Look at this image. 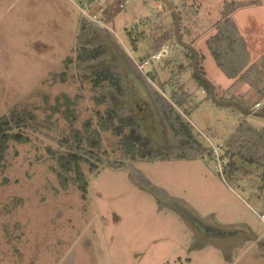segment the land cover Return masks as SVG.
Returning a JSON list of instances; mask_svg holds the SVG:
<instances>
[{
  "label": "rangeland",
  "instance_id": "374dc122",
  "mask_svg": "<svg viewBox=\"0 0 264 264\" xmlns=\"http://www.w3.org/2000/svg\"><path fill=\"white\" fill-rule=\"evenodd\" d=\"M254 1L102 0L104 12L115 14L112 22H105L102 10L89 1L0 0V118L14 108L28 109L36 117L32 128L24 130L29 142L11 143L0 171V264H264L260 172L235 159L254 175L230 178L218 141L202 135L206 118L225 133L235 126L232 110L193 112L202 104L194 94L193 103L176 111L192 127L205 157L193 152L168 158L161 152L171 148L146 87L151 83L171 100L168 81L174 70L191 93L196 59L177 47L174 12L182 17L184 44L203 57L201 66L209 79H220L226 87L231 79L216 66L205 42L222 21L226 4ZM251 6L232 18L257 39L262 78L264 6ZM161 37L170 41L155 54L151 45ZM120 50L133 61L136 74L124 64ZM160 55L140 69L142 62ZM107 68L121 75L125 96H117L107 83L94 88L92 78ZM151 73L158 75V82ZM259 79L255 74L254 80H244L258 85ZM61 96L75 102L73 116L66 114ZM111 108L121 119L140 124L148 149L128 147L124 136L106 128L104 117ZM258 121L263 120L252 117L249 123L258 127ZM88 122L100 133L99 150L85 140ZM123 132L128 135L130 129L124 127ZM78 135L84 137L82 148L96 154L80 165L84 192L73 182L74 173L68 176V188L61 187L52 155L70 153L65 142L76 150ZM181 207L206 229L226 235L203 231L178 212Z\"/></svg>",
  "mask_w": 264,
  "mask_h": 264
},
{
  "label": "trees",
  "instance_id": "16d2710c",
  "mask_svg": "<svg viewBox=\"0 0 264 264\" xmlns=\"http://www.w3.org/2000/svg\"><path fill=\"white\" fill-rule=\"evenodd\" d=\"M88 2L89 4H96L94 6L99 7L98 12L102 10V19L105 20V22H112L115 14L113 12H110L108 10L102 9L98 2L102 0H81ZM173 4V2H172ZM261 4V0H256L252 3L248 4H242L237 5L235 3H229L225 5V10L222 13V21L217 23L214 26L215 33H213L206 41V46L208 50L210 51L214 61L216 62V65L218 68L222 71V73L230 78V79H237V78H250V80H254V76L257 73L258 78H260L257 82L258 85L252 86L257 90L262 100H264V85H261V76L258 70H254L253 68H250V53L247 49L246 43L244 42L243 38L241 37L237 25L235 21L232 18V15L238 11L241 8H244L246 5H259ZM99 5V6H98ZM173 6V5H172ZM125 5L120 3V8L123 9ZM97 12V13H98ZM95 15V14H93ZM178 15V14H177ZM179 17V16H178ZM174 18L176 20V14L174 13ZM182 20V17H179V20ZM177 22V21H176ZM180 23H183L180 21ZM177 24V23H176ZM175 24V27H176ZM94 26V23H92V29H97ZM138 25H135L133 27H136ZM100 30V29H99ZM176 30V29H175ZM189 35L190 30H186ZM183 30L181 29V39L184 40V34ZM166 35V34H164ZM183 37V38H182ZM177 47L180 50H185L188 53H190L191 58L193 60L195 59V55L192 51L189 49L183 47L180 45V43L177 40L176 32L173 36ZM102 41V40H101ZM170 41L169 38L161 37L160 39H155L153 45H151L152 52L155 54H159L163 48V46ZM103 42V41H102ZM192 43V42H190ZM105 48V44H101ZM193 46V44H190ZM106 49V48H105ZM120 58H124L126 63L124 64L129 66V69L132 73H137V69L133 68V61L128 57V55L123 51H119ZM123 55V56H122ZM119 56V55H118ZM154 57H150L148 61H154ZM202 59L200 60V66L199 71L200 73L205 77V73L202 69ZM123 60V59H122ZM144 61V60H143ZM147 61L142 62L141 64H144ZM167 64L170 63V61H166ZM171 64V63H170ZM136 68V67H135ZM174 72V70L172 71ZM171 72L170 80L168 81L170 86V97L171 100L165 99L160 91L155 88L153 85L151 86V83L147 82V89L151 96V100L155 106V109L161 119V122L164 126L165 132H166V138L167 143L169 145V148H171V151H167V149H163L161 152V155H164L168 158H185L187 155L197 152L199 153V156L201 158H204L205 155L200 153V150L202 149V144L197 140V138L194 136L192 127L189 126L187 122L184 121L182 116L177 113L176 108H184L186 103L190 101V104L193 103L195 100L194 93H189L185 90V85L182 84L179 80L180 77L176 76V73ZM192 76L195 82L197 83L198 90L203 89L207 93V97L205 100H203L201 103H210L214 106H216V103L212 99L211 95V89L209 86L199 79V77L196 75L194 69L192 68ZM259 72V73H258ZM135 73V74H136ZM151 75H153L151 73ZM254 75V76H252ZM179 76L180 73H179ZM154 80L158 82V75H153ZM144 79V78H143ZM178 80V81H177ZM248 80V81H250ZM65 81L64 73L62 82ZM92 83L94 88L101 87L102 84L107 83L117 94V96H125L126 89L124 85V81L122 80L121 75H119L116 71H114L111 68L103 69L101 71H98L94 77L92 78ZM180 83V85H179ZM165 84V83H163ZM164 88L165 86L162 85ZM167 87V86H166ZM217 97V96H216ZM65 101V104L67 105L66 114L68 116L74 115V106L75 102L72 101L67 96H61ZM60 98H57V101H60ZM197 99V96H196ZM221 101H235L238 102L243 108H245L248 111H253L254 106L249 105L244 100H237V99H226L224 97L220 98ZM99 104H102L103 101H98ZM200 105V104H198ZM197 105V107H198ZM58 107V106H57ZM56 110H59V107L56 108ZM260 112L264 113V108L259 110ZM247 115V114H246ZM36 117L32 111H29L28 109H22L19 110L18 108H14L10 110L9 113L2 116L0 118V171L4 169L5 167V160L6 155L9 151L10 144L11 143H19L24 144L29 142V138L24 135V130L32 128V126L35 124ZM118 122V123H117ZM104 123L107 129L113 130L117 135L124 136V143L126 146L131 147L134 145H141L142 147L148 149L149 144L146 143L141 135H140V124L134 120V119H121V116L118 111L111 108L106 113V116L104 117ZM128 127L130 129V133L128 135H125L123 132V128ZM87 128V137L85 140L87 141V144L92 149H100V133L95 130L92 131L90 129V122L86 124ZM93 136H90L91 133ZM84 142L83 135H78V138L76 140L77 149H73V145H71L69 142H65V145L67 146V149L70 150V153H57L53 152L52 155L57 161L58 165V171L57 176L59 178L61 187L63 189L68 188L69 179L68 176L72 173L75 174L76 178H73V182L79 185L80 191H85V186L83 185L84 181V175L82 173V169L80 168L81 163L88 162V157L92 158L93 156H96L93 151H87L82 148ZM221 152L223 153V157L228 159V162H226V169L229 170L228 176L230 178H233L234 174H242L244 176L254 175V173L245 171L244 168L239 167L236 162H234L235 159H239L243 164L252 166L256 170H258L260 173H256L257 177L261 182L264 183V128L257 129L250 123L244 121L241 124L238 125V127L235 129L233 134L227 139V141L224 143V145L221 148ZM143 157H146V155H143ZM178 212H180L178 210Z\"/></svg>",
  "mask_w": 264,
  "mask_h": 264
},
{
  "label": "crops",
  "instance_id": "0c3cea01",
  "mask_svg": "<svg viewBox=\"0 0 264 264\" xmlns=\"http://www.w3.org/2000/svg\"><path fill=\"white\" fill-rule=\"evenodd\" d=\"M256 6L263 7L264 5L262 4V5H256ZM245 8H253V7L251 6V7H245ZM237 12L238 11H236V13ZM235 23L237 25V29H238L241 37L243 38L244 42L246 43L247 49H248V51L250 53V66L249 67L253 68L254 70H258L259 71V66H258L259 56H258V54L260 53V50L256 48L257 39L256 40L253 39L252 34H248V33H246V31H242L236 21H235ZM212 34H213V32H211L210 35H212ZM205 45H206V42H205ZM209 53H210V51H209ZM210 55H211V53H210ZM203 72L205 73V78L208 81H210L212 83V85L214 86L218 101H220L222 103L232 102V101H221L220 98H222V97L226 98L227 100L230 99V98L237 99V100L238 99L239 100H244L249 105L254 106L252 112H254V113H262L260 111L256 112L255 110H256V105L257 104H261L262 108H264V100L261 99L259 93L252 86L251 82H249L248 80L247 81L244 80L245 78L244 79H240V78L231 79L230 83L225 87L223 84H220L218 82V81L221 82L220 79L217 81V80L211 78V80H210L208 74L205 71H203ZM263 72H264V70H263ZM252 76H254V75H252ZM247 79H250V78H247ZM261 79H263V85H264V75L262 76ZM190 84H191L190 85V92L191 93L193 92L195 95H197L198 96V102L201 103L203 100H205L206 92L203 89L198 90L197 83L194 80H192V79L190 80ZM199 92L202 94V96H200ZM249 96H256L257 99L254 98V99H256L254 101L253 100H249ZM233 102H235V101H233ZM235 103L239 104L238 102H235ZM203 108H217V109H229L230 108L232 110L231 113H230V116H232L233 118H235L237 120V123L235 124V126H232L231 128H229L226 131V133L224 131H222L220 128L213 127L211 120H209L208 118H206L204 120V122H205L204 129H205V131L202 132V135H206L207 138L208 137L209 138L212 137L213 140L218 141V144L215 143V145L218 146V150L219 151H221V148L224 145V143L233 134L235 129L238 127V125L241 124L242 122L246 121V122L249 123L250 120L252 119V117H256V118H258L260 120H263V121H260V122L258 121L257 124L255 123L256 126L258 125V127H256V128L257 129L264 128V118L258 117L255 114L247 112L248 110H246L245 108H243V109H245L246 111H242L239 108L234 107V106H222V105H219V104H216V106H214V105H212L210 103H202V104L198 105V108L196 110H194L193 112H197L199 110H202Z\"/></svg>",
  "mask_w": 264,
  "mask_h": 264
},
{
  "label": "water",
  "instance_id": "95a60500",
  "mask_svg": "<svg viewBox=\"0 0 264 264\" xmlns=\"http://www.w3.org/2000/svg\"><path fill=\"white\" fill-rule=\"evenodd\" d=\"M163 1V0H162ZM168 7L172 8V5L168 2H166ZM176 14V36H177V40L178 42L180 43L181 46L189 49L190 51L193 52V54L195 55V64H194V71L196 73V75L199 77V79H201L202 81H204L208 86L209 88L211 89V95H212V99L213 101L216 103V104H219V105H222V106H234V107H237L239 108L240 110L242 111H246L245 109H243V107L235 102H229V103H222L220 101H218L217 97H216V92H215V88L214 86L212 85V83L210 81H208L199 71V63H200V56L198 54V52L191 46H187L186 44H184V42L182 41L181 39V35H180V20H179V17L177 15L176 12H174ZM247 112H250V111H247ZM252 114H255L256 116L258 117H262L264 118V113H254V112H250ZM176 209V208H175ZM180 211V214L183 215L187 220H190L192 221L193 223H196L198 225L199 228H202V225H200L199 223V220L195 218V216L188 210L186 209H183L182 211ZM210 232H214L218 235H226V233L222 230H219V229H208Z\"/></svg>",
  "mask_w": 264,
  "mask_h": 264
},
{
  "label": "built area",
  "instance_id": "2783aa9c",
  "mask_svg": "<svg viewBox=\"0 0 264 264\" xmlns=\"http://www.w3.org/2000/svg\"><path fill=\"white\" fill-rule=\"evenodd\" d=\"M89 9H90V8H89ZM162 55H163V54H162ZM160 57H161V55L158 56V57H154V58H155V59H158V58H160ZM147 65H150V61H147V62H145L144 64L140 65V69L143 70V67H144V66H147ZM261 109H262L261 104H257V105H256V110H255V111L257 112V111H259V110H261ZM203 137L205 138L204 135H203ZM261 218L264 220V215H262Z\"/></svg>",
  "mask_w": 264,
  "mask_h": 264
},
{
  "label": "flooded vegetation",
  "instance_id": "af4514ba",
  "mask_svg": "<svg viewBox=\"0 0 264 264\" xmlns=\"http://www.w3.org/2000/svg\"><path fill=\"white\" fill-rule=\"evenodd\" d=\"M179 210L181 209V211L183 210L182 207L181 208H178ZM203 231H207V232H210L208 229L212 230L211 227H207V229L205 228V224H202V228H201Z\"/></svg>",
  "mask_w": 264,
  "mask_h": 264
}]
</instances>
